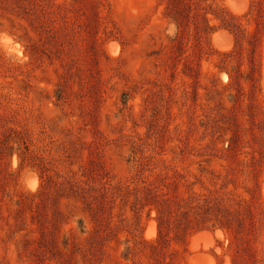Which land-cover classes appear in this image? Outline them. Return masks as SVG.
Listing matches in <instances>:
<instances>
[{
    "label": "rangeland",
    "instance_id": "374dc122",
    "mask_svg": "<svg viewBox=\"0 0 264 264\" xmlns=\"http://www.w3.org/2000/svg\"><path fill=\"white\" fill-rule=\"evenodd\" d=\"M0 264H264V0H0Z\"/></svg>",
    "mask_w": 264,
    "mask_h": 264
}]
</instances>
